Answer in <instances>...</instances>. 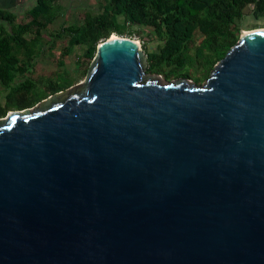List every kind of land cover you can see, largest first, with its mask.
<instances>
[{"label":"water","instance_id":"obj_1","mask_svg":"<svg viewBox=\"0 0 264 264\" xmlns=\"http://www.w3.org/2000/svg\"><path fill=\"white\" fill-rule=\"evenodd\" d=\"M140 40L0 117V264H264V28L204 84Z\"/></svg>","mask_w":264,"mask_h":264},{"label":"trees","instance_id":"obj_2","mask_svg":"<svg viewBox=\"0 0 264 264\" xmlns=\"http://www.w3.org/2000/svg\"><path fill=\"white\" fill-rule=\"evenodd\" d=\"M61 6V0H37L23 20L0 10V85L10 89L7 108H0V117L13 110L11 103L20 110L33 105L30 93L35 79L29 74L45 45L55 46L53 37H69L58 59L61 70L67 57L82 47L81 69L86 73L101 41L114 32L124 34L128 27L150 28L160 43L158 50L147 52L148 71L171 80L185 76L186 63L191 60L202 71L203 81L240 39L247 12L257 20L264 19V0H106L101 12L86 11L82 22L63 26L49 38L46 32L58 19ZM70 85L69 81H50L46 92L51 95Z\"/></svg>","mask_w":264,"mask_h":264},{"label":"rangeland","instance_id":"obj_3","mask_svg":"<svg viewBox=\"0 0 264 264\" xmlns=\"http://www.w3.org/2000/svg\"><path fill=\"white\" fill-rule=\"evenodd\" d=\"M105 2L106 0H61L62 6L60 15L56 22L49 25L46 35H49L50 38L51 33L56 34V32L62 30L63 26H68L69 24L75 22H82L86 11L94 13L101 12ZM249 12L250 11L247 12L242 21V30L250 31L253 29L264 28V19L257 20ZM20 18V20H23L24 14L21 15ZM112 36H123L126 38L129 37L131 39H134L135 41H138L141 38L140 45L146 53L158 50V44L160 43L159 37L156 35L154 30L141 26L128 27L124 34L120 35L117 32H114ZM68 38L69 37L66 35H64L63 38L53 37L52 40H56L55 46L51 48V43H47L45 45V50H43V53L35 61L34 69L29 74L31 78L35 79V87L30 93V99L33 103V105L31 106L32 109L40 104L43 100L51 96L48 95L49 92H46V86L50 81H69L71 82L70 87L85 82L87 72L83 73L80 62V58L84 54V49L82 47H77L67 57L66 64L63 67V70H61V67L58 66V59L60 58L61 52L64 51V47L68 43ZM92 60L90 61V64ZM186 66L188 68V72L185 76H178V78H187L197 84H204L207 81V78H205L203 81L201 80L202 71H197L195 69L197 67L196 63H192L191 60H188ZM201 69L203 70L202 67ZM162 76L166 81L167 79L165 78V76ZM8 91H10V89L8 90L0 85V108H7L6 95ZM9 108L15 109L16 105L11 103L9 104ZM7 114L3 118H5Z\"/></svg>","mask_w":264,"mask_h":264},{"label":"crops","instance_id":"obj_4","mask_svg":"<svg viewBox=\"0 0 264 264\" xmlns=\"http://www.w3.org/2000/svg\"><path fill=\"white\" fill-rule=\"evenodd\" d=\"M37 4V0H0V10L5 12H10L15 14L19 20L20 16L30 11ZM3 21L0 20V25ZM5 25L10 28V26L5 22Z\"/></svg>","mask_w":264,"mask_h":264},{"label":"flooded vegetation","instance_id":"obj_5","mask_svg":"<svg viewBox=\"0 0 264 264\" xmlns=\"http://www.w3.org/2000/svg\"><path fill=\"white\" fill-rule=\"evenodd\" d=\"M152 73H155V74H159V75H161L160 73H156V72H152ZM13 110H20V109H13ZM8 113V112H7Z\"/></svg>","mask_w":264,"mask_h":264},{"label":"bare ground","instance_id":"obj_6","mask_svg":"<svg viewBox=\"0 0 264 264\" xmlns=\"http://www.w3.org/2000/svg\"><path fill=\"white\" fill-rule=\"evenodd\" d=\"M246 32H248V31H246ZM137 42V41H136Z\"/></svg>","mask_w":264,"mask_h":264}]
</instances>
